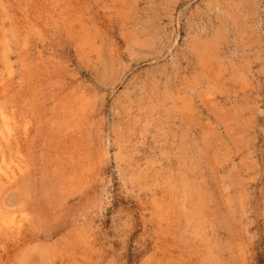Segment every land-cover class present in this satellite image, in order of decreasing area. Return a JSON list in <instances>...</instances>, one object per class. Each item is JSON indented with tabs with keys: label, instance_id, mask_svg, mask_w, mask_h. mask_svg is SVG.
<instances>
[{
	"label": "rangeland",
	"instance_id": "1",
	"mask_svg": "<svg viewBox=\"0 0 264 264\" xmlns=\"http://www.w3.org/2000/svg\"><path fill=\"white\" fill-rule=\"evenodd\" d=\"M0 264H264V0H0Z\"/></svg>",
	"mask_w": 264,
	"mask_h": 264
},
{
	"label": "bare ground",
	"instance_id": "2",
	"mask_svg": "<svg viewBox=\"0 0 264 264\" xmlns=\"http://www.w3.org/2000/svg\"><path fill=\"white\" fill-rule=\"evenodd\" d=\"M215 38V37H214ZM207 42V41H206ZM209 42V41H208ZM218 43V42H217ZM220 43V42H219ZM204 44H207V43H204ZM203 44V48H202V52H199V53H201V58H203L204 59V61H207L208 60V58H210V57H212V54H211V52L210 51H212L213 52V47L212 46H209L208 44V46L207 45H204ZM199 45V44H198ZM212 45H215V44H212ZM201 46V45H200ZM214 47H216V46H214ZM213 49V50H212ZM218 49V48H217ZM215 51V50H214ZM210 63V62H209ZM7 168V167H6ZM10 174V173H9ZM7 212V211H6ZM13 227V226H12Z\"/></svg>",
	"mask_w": 264,
	"mask_h": 264
}]
</instances>
